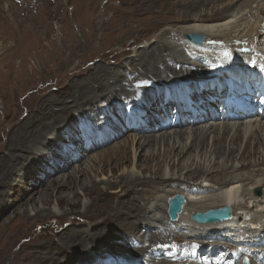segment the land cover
<instances>
[{
  "label": "rangeland",
  "instance_id": "1",
  "mask_svg": "<svg viewBox=\"0 0 264 264\" xmlns=\"http://www.w3.org/2000/svg\"><path fill=\"white\" fill-rule=\"evenodd\" d=\"M174 1L0 0V163L7 165L13 163L12 155L14 154L20 155L24 152L27 155V159L21 161V166H18L19 169L21 168L20 171L23 169L22 173L15 180L9 182L5 198H0V206L4 204V200L8 205L5 210H0V258L3 255V245L7 241L8 235H12L11 241H8L12 255L17 251L23 258L31 254L30 260L27 261L33 264H77L96 254L103 253V250L106 252L109 250L108 253L113 254L114 258L137 262V264L147 263V257L145 259L141 256V251L145 246L153 247L155 240L150 238L147 239V244H142L136 252L131 254L125 253L124 251L128 248L123 247L121 242L116 243V239L115 242L110 241L111 246L108 250H106V246L100 244L94 249L96 252L85 249L83 253L73 256L77 249L84 248L83 243L86 238L83 233L85 231L94 235L102 231L108 232L114 234L111 238L128 235L127 228L116 226L113 216L110 215L112 213H101L98 208L99 204L107 203L109 199L108 204L114 205L122 193L110 194L115 190L113 188L108 191L109 195L103 196L100 195L101 193L90 191V189H95L92 186H98L102 192H105L104 185L124 172L146 179H150L158 173L167 176L173 173L181 180L178 182L181 185L184 184L183 189L179 185H175L172 188L168 187L165 190V195L159 194V198L163 197L160 204H165L167 202L165 197L169 196L168 193L170 194L171 191H185L184 188L187 185L194 188L204 185L200 176L191 178L185 175V172H178L176 168L170 169L167 165L162 169V172L155 167L147 172L134 167L141 149L139 150L134 145V138L137 135L130 132L124 133V131L127 128L128 120L131 119L135 123H130L131 126L147 128L146 126L149 125L148 121L140 118L143 108L140 102L127 104L125 100L114 101L105 97L104 100L99 99V103L92 106L84 102L77 107L74 106V103L81 102V99H77L75 95L80 96L86 92L89 83L96 90L99 81H93V76H108L113 79L112 71L123 73L124 78L129 81L131 90H138L140 87H146V90L151 86L159 89L157 88L158 84L151 78L143 77L142 73L136 74V66L138 69L143 67L142 62H139V57L141 60L144 59L141 52L166 48L158 42L159 40L172 42L180 40L181 48L190 52L191 54H188L195 58L192 61L207 62V65H209V61L199 58L203 51L220 49V54H223L225 49H229L230 57L226 54L229 58L227 63L218 60L215 62L217 66L214 64L217 68L212 63L210 64L214 69L219 68L226 71L234 69L235 72L238 59L245 53L248 54L254 47V43L251 42L253 38L244 42L239 41V37H236L240 48L235 50L229 42L213 41L208 38L202 46L192 45L185 35L175 32L189 25L191 18L195 19L202 13L210 15L215 10H221L229 0H223L224 2L214 0V3L207 6L205 11L195 13L191 12L193 0ZM256 21L249 17L241 26L240 31H244L242 34L246 33ZM183 45L187 48H183ZM195 53H198V57ZM182 61V65H185V61ZM247 64L249 65V62ZM239 69L241 72L244 71ZM127 73H132L134 76L128 77ZM206 73L207 81L211 80L209 82L215 81L218 79L216 77L221 75L218 70L217 73L216 71L212 74H209V71ZM189 77H185L181 82L187 87L183 106H187L190 112L182 114L180 105L176 103L178 96L171 104L172 112L177 111L180 119L185 121L191 120L189 117L194 120V111L204 109L203 103L206 98L204 96H207L200 94L203 89L207 88L202 87L199 91L201 82ZM176 79L178 76L174 81L173 78L168 79L162 87L161 95L164 106L168 102V96L173 92L172 87H175L176 82L180 83ZM245 85L248 87L249 82L245 81L244 86L239 84L243 89ZM189 86H198V89L195 87L197 93L194 96L191 95ZM228 88L225 89L226 93L229 91ZM261 90L263 89L259 91ZM208 95H211L212 98L207 99L208 106H206L208 109H212V113L218 116L219 120L215 122L214 118H210L207 121L213 125L225 123L224 116L230 114L231 109L227 110L225 104L220 100L226 94H219L216 87ZM59 102L61 103L60 107L57 106ZM109 102H112L111 106H109ZM234 102L232 98L228 105H232ZM218 106L222 108V114L217 111L216 107ZM85 108H87L86 111ZM54 111H60L56 117L62 118L63 122L58 124L59 127L53 135H49L47 130L52 128V123L55 120L56 113L54 114ZM107 115L109 119L105 118ZM174 117L175 115H172L166 122H172ZM262 121L264 122V119ZM45 140L48 145L53 146L47 148L51 151L57 148V152L60 151L61 155L55 157L57 154L52 155L47 149H42L40 144ZM65 141L66 146H64ZM122 146L126 148L129 161L112 173L110 167L114 165V156ZM38 148L39 152L44 151L45 155L41 153L38 156L33 155L32 150ZM81 155L82 159L64 173L70 172L75 166L81 169H91L90 175L93 180L90 176L80 173L75 180L70 181L68 188H61L59 187L60 183L48 181L35 190L29 183L30 180L24 178H32L29 168H35L37 172L43 170L40 162L49 163L56 159L59 164H62V160V162H70L74 157L79 158ZM63 156L64 159H62ZM67 156L69 158H66ZM109 157L113 158L109 159ZM256 159H262V156L253 157L250 160L254 162ZM219 162L222 163L223 160ZM232 163L239 166L244 162L237 159L226 166H231ZM4 181L6 180L4 179ZM2 191L3 189L0 188V193ZM255 191L257 196L263 193L261 187L256 188ZM86 193L89 194L86 195ZM148 216L152 220L157 217L160 219L164 213L161 210H153L152 214ZM165 222L170 224L168 220ZM260 229L258 231L257 228H253V231L258 233L261 232L262 229ZM169 230L168 228L166 232ZM78 231L81 235H74ZM176 232L177 235L174 234V239L165 242L167 250L159 253L157 260H175L174 264H208L210 262V264H221L225 261H228L227 264H241L239 251L234 252L235 257L230 256V258H228L229 252L226 248H214L212 253L206 254L201 245L194 243L208 242L209 240L204 238L197 240L193 239V235L187 237L183 232ZM150 234L151 232L135 233L134 237L132 236V248L139 242L143 243V238H147ZM204 234L195 233L194 237ZM62 239L64 241H61ZM95 239L100 238L96 237ZM212 241L226 242L223 240ZM156 246L162 248L160 243H156ZM257 247L263 248L264 245L260 243ZM196 249L198 252L193 253ZM36 253L45 255V260L34 259ZM194 254L197 259L191 258L190 255L194 256ZM247 255L253 259L254 263L259 264L253 251H248ZM172 256H175L176 259ZM1 261L0 259V263Z\"/></svg>",
  "mask_w": 264,
  "mask_h": 264
},
{
  "label": "bare ground",
  "instance_id": "2",
  "mask_svg": "<svg viewBox=\"0 0 264 264\" xmlns=\"http://www.w3.org/2000/svg\"><path fill=\"white\" fill-rule=\"evenodd\" d=\"M152 1L155 2V0H148V2ZM173 2L175 1L173 0ZM222 2L224 1L222 0ZM213 3L214 0H193V3H191L192 7L190 6L192 8L191 12H203L207 6L209 7ZM213 12L214 13L210 15L202 13L200 16H196L195 19L191 18L189 25L175 32L183 36L185 35V38L188 34H202L205 36V43L206 38L213 41L222 40L223 42H229L232 44L231 47L235 50H239L240 48L239 43L236 42L238 37L239 41L244 42L253 38L251 42L254 43V47L251 48L248 54L245 53L238 59L235 72L234 69H230L231 71L219 68L214 69L216 65L215 62L218 60L226 63L228 62V56L230 57L229 49H225L223 54H220V49L218 48V50L214 51H203L201 54L202 56L199 58L209 61V65H207V62L192 61V59L195 58L189 55L191 54L190 52H186L181 48L182 44H179L180 40H178V42L176 40L173 42L159 40L158 42L166 48L141 52V54L143 53L144 59L141 60L139 57V62H142L143 67L138 69L136 66V74L139 75L142 73L143 77L148 79L151 78L153 82L158 84L157 86L159 87L157 88L159 89H156V87L152 88L151 86L146 90V87H140L138 90H131L129 81L124 78L123 73L120 71H112L111 74L113 75V79H110L108 76L101 77V75L92 77L93 81H99L96 90L94 86L89 83L86 87V92L82 93V95L76 96L74 94L77 99H81L80 103H74V100L72 101L75 107L81 105L82 102L92 106L93 104L99 103V99L104 100L105 97L114 101L125 100L127 104L140 102L143 107L140 118L148 121L149 125L146 126L147 128H137L138 126H131V124H135L133 119H131L130 121L128 120L127 128L124 131V133L130 132L137 135L134 138V145L139 150L141 149V153L138 155L134 167L136 169H142L143 172H147L155 167L158 171L162 172V169L167 165L170 169L176 168L178 172H185V175L191 178L200 176L204 185L197 188L187 185L184 188L185 191H171L170 194L168 193L169 196L166 195V201H168L169 197L176 194H183L186 198V205L176 223L171 222L167 215V202H165V204H160V202L163 201V197L159 198V194H166L165 190L168 187L172 188L175 185L182 187L184 185L178 182L180 179L173 175V173L169 176L158 173L152 178L146 179L144 177L142 178V176L124 172L116 179L114 178L108 184L104 185V189H106L105 192H102L98 186H92L95 189H90V191L93 193H101L100 195L103 196H106L108 191H111L113 188L115 190L111 191L113 193L110 194L116 195L122 193L118 196V201L114 205L108 204L109 199L107 203L99 204L98 208L101 213H112L110 215L113 216L116 226L127 228L126 231L128 235L124 234L122 235L123 237L114 238L113 236V238H111L114 234H109L108 232L102 231L94 235L93 233L91 234L85 231L83 233L86 238V241L83 243L84 248L77 249V251L73 253V256L83 253L85 249H91L93 252H96L94 249L100 244L106 246V250H108L109 246H111L110 241L115 242L116 239V243L121 242L123 243V247L128 248L124 252L131 254L132 252H136L142 244H147V239L150 238L155 240L153 247L145 246L143 251H141V256L145 257V259L147 257V263L174 264L176 263L174 262L175 260H170V262L157 260V258L159 253H163V250H167L165 242L169 239H174V234L176 233L177 235L176 231H180L187 237L193 235V239L197 240L201 238V235L199 237L198 235L194 237L195 233H207L210 237H216V239L219 238L220 240L226 241L222 243L209 240L208 242L200 241L194 243L201 245L206 254L212 253L214 248H226L229 252L228 258H230V256L235 257L234 252L237 251L241 253V258L244 256L250 258V256L247 255L248 251H253L258 258L259 264H264V247H257L260 243L264 245V122L262 121L264 115H259L256 112L258 110L255 109L259 106L256 107L251 101L252 95L260 90V87L258 88L256 83L257 79H254V72L246 70L247 66L244 65L249 62L253 67L264 70V0H229L221 10H215ZM249 17L257 21L250 26L246 33L242 34L244 31H240L241 26L244 25ZM191 44L195 45L193 42H191ZM183 48H185V46ZM226 54H228V56ZM195 55L198 57V53H195ZM182 60L185 61V65H182ZM210 63H212L214 67ZM239 68L244 71L241 72ZM217 70L219 73L221 72V75L216 77L218 79L212 82H209L211 80L207 81L206 72L209 71V74H212L215 71L217 73ZM127 75L130 77L133 74L127 73ZM176 76L180 79H176L180 83L176 82L175 87H172L173 92L168 96V102L164 106L161 95L162 87L168 79L173 78L174 81ZM187 76H190L189 78L192 80L201 82L199 91L202 87L207 88L203 89L200 94L208 96V93L214 91L216 87L218 88L219 94H227L225 92L227 87L232 89L230 96H234L233 100L238 101V103H232L230 114L224 116L225 123L213 125L207 121L210 118H214L215 122L219 120L218 116L212 113V109H208V105L203 106V110L194 111V120L189 117L191 120L185 121L179 117V121L176 122V124L169 121V123L166 122L173 114L171 104L177 96L178 99L176 103L180 105L182 114L184 115L190 112L187 106H183L185 104L187 87L181 82L184 81V78ZM245 81H248L249 85L248 87L245 85L243 89L239 84L244 86ZM195 87L198 89V86H189L190 93L193 96L197 93ZM144 90L146 91L145 98L143 97ZM61 103L63 104L64 101ZM61 103H57L59 104L57 106L60 107ZM109 103V106H111L112 102ZM66 104L69 105L70 103ZM250 108L251 110L248 111ZM86 109L87 108H85V111ZM242 110L243 112H241ZM58 112L60 111L53 112L54 114L56 113V115L52 123V128L47 130L49 135H53L59 127L58 124L63 122L62 118L56 117ZM85 115H88V113H85ZM231 115L232 118L230 117ZM105 118L109 119V116L107 115ZM150 123H152V125H150ZM49 146L51 145H48L46 140L44 143L42 142L40 144L42 149H47L52 155L57 154L55 157L61 155L60 151L59 153L57 152V148L51 151ZM64 146H66V141ZM125 150V146L117 150L113 160L114 165L110 167L112 173L120 168L122 164L129 161L128 153ZM40 153L45 155L44 151L39 152V148L37 150H32L33 155L38 156ZM26 156L24 152L20 155L14 154L12 155L13 163H8V165L0 163V188L3 189L0 193L1 199H4L6 196V188L9 182L15 180V178L22 173L23 169L20 171L21 168L19 169L18 166H21V161L27 159ZM258 156H262V159L257 160V158L254 162L250 160ZM82 157V155L79 158L74 157L70 162H62V160V164H59L56 159H53V161L49 163L40 162L43 166V170L37 172L35 168H29V174L32 178H24L30 180L29 183H31L32 188L35 190L48 181L60 183L59 187L61 188H68L70 181L75 180L80 173L90 176L91 180H93L90 175L91 169H81L75 166L70 172L64 173L77 161L82 159ZM8 158L10 157L8 156ZM64 158L63 156L62 159ZM66 158L69 157L67 156ZM112 158L113 157H109V159ZM237 159L244 163L239 166L233 163L231 166H226L228 163ZM220 160H223V162L220 163ZM4 179L6 181H4ZM259 187H261L263 193L257 196L254 190ZM88 194L86 193V195ZM258 194H260V191H258ZM7 206L4 200V204L0 206V210H5ZM225 206H229L232 210V218L229 221L204 225L194 223L190 219L192 213L207 212L211 209ZM86 210L89 211V209ZM153 210H161L164 216L160 217V219H157V217L152 220L148 215L152 214ZM165 220H168L171 225L166 223ZM168 228L170 230L166 232ZM235 228H237V230H235ZM253 228H257V230L261 228L262 230L260 229L261 232L254 233L255 231H253ZM95 229L97 228L95 227ZM218 231H225L226 233L223 234ZM137 232L140 234L151 232V234L147 238H143V243L139 242L132 248V236L134 237ZM74 235L81 234L78 231ZM94 237H99L100 239H95ZM7 238V243L5 242L6 244L4 243V247L2 246L3 255L0 258L2 260L0 264H33L27 261L30 260L31 254L23 258L17 251L12 255L11 247L8 245V241H11L12 235H8ZM61 241L64 240L62 239ZM61 243L63 244L64 242ZM156 243H160L162 248H158ZM108 252L103 250L106 256H113V254H109ZM197 252L198 249L193 251V253ZM244 253H246V255H244ZM187 255L189 257V254ZM172 257L175 258V256ZM193 257L197 259L195 254ZM45 258L43 254L36 253V255H34V259L36 260H45ZM114 259V262L113 260L105 259L102 264H137V262L134 263L117 257ZM250 260L251 264H256L252 258H250ZM227 263L228 261L221 262V264Z\"/></svg>",
  "mask_w": 264,
  "mask_h": 264
},
{
  "label": "water",
  "instance_id": "3",
  "mask_svg": "<svg viewBox=\"0 0 264 264\" xmlns=\"http://www.w3.org/2000/svg\"><path fill=\"white\" fill-rule=\"evenodd\" d=\"M188 41L198 45L205 43V36L202 34H188L186 35ZM167 215L173 222H177L180 218L184 206L186 205V198L183 194H176L168 198L167 201ZM232 210L229 206L211 209L207 212H195L191 215V220L197 224H215L223 221L231 220ZM242 264H251L249 257L245 256L242 259Z\"/></svg>",
  "mask_w": 264,
  "mask_h": 264
}]
</instances>
